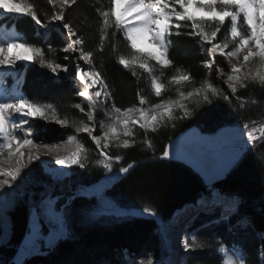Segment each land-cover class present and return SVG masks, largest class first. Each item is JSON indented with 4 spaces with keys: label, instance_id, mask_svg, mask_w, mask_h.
Here are the masks:
<instances>
[{
    "label": "trees",
    "instance_id": "16d2710c",
    "mask_svg": "<svg viewBox=\"0 0 264 264\" xmlns=\"http://www.w3.org/2000/svg\"><path fill=\"white\" fill-rule=\"evenodd\" d=\"M32 2L43 21L42 26L51 21L50 16L59 8V5H50L48 0ZM108 6V0H77L76 4L64 9L65 20L83 38L85 50L93 53V66L101 72L109 86L106 91H110L111 103L122 109L137 105L138 92L151 102H159L161 98L156 97L150 88L147 73L138 70V74L133 76L117 62L118 55H127L130 51L121 33H117L114 39L112 30H109L108 40L101 45L97 9L105 10ZM10 21L25 42L40 47L46 56L62 65L63 36L56 31L40 35L35 22L27 15L12 17ZM190 30L182 28L180 35L171 37L169 58L173 67L164 70V82L167 83L175 74V69L179 68L193 77L197 87L205 77H209L229 99L214 97L212 103L202 100L199 104L189 103L191 115L183 117V113L177 112V117L183 118L166 121L155 132H145L135 126L134 143L127 149L110 143L104 151L113 159L120 157L116 159L117 163L112 162V169L132 166L125 175L103 190L98 199L94 196L81 197L79 193L105 175L100 163L101 149L85 134L82 139L88 150L87 159L83 161L85 166L75 165L66 179L53 184L56 194L65 196L59 205L65 214H70L72 233L46 254L34 257L25 264H121L126 258L135 261L157 258L159 241L154 219L102 217L95 222L78 224L75 222L76 211H90L95 205L104 203L119 210L150 208L161 223H166L184 206L195 204L200 196H210L212 191L228 199L236 198L238 202L234 205V213L227 219L221 217L218 207L199 213L189 229L191 236L186 238L189 244L195 242L198 246L186 250L182 264H222L220 247L238 249L245 264H259L258 253H264V139L248 145L229 171L209 186L187 163L162 158L169 142L190 128L213 134L225 126L242 127L247 132L264 124V86L248 82L246 87L238 88L232 94L227 83L218 80L219 73L215 71L220 68L225 73L229 72L227 62L217 56L214 68L209 70L198 46V37L187 35ZM223 31L226 34V28ZM113 44L117 45V50L113 49ZM18 69L22 76L21 93L34 102L51 104L61 118L68 120L67 124L61 125L54 119H49L52 122L47 124L38 119L33 126L34 141L52 143L73 135L83 119L75 107L80 101L72 84L55 78L50 69L34 61L18 66ZM208 71L212 76H207ZM164 96L175 98V86L169 85ZM82 107L87 109L84 105ZM245 124L249 125V129L243 127ZM22 200L8 212L10 233L8 241L0 245V264H9L27 229L29 210ZM238 214L241 216L236 219Z\"/></svg>",
    "mask_w": 264,
    "mask_h": 264
},
{
    "label": "snow or ice",
    "instance_id": "6c2138e0",
    "mask_svg": "<svg viewBox=\"0 0 264 264\" xmlns=\"http://www.w3.org/2000/svg\"><path fill=\"white\" fill-rule=\"evenodd\" d=\"M48 3L53 7L59 5L50 16V20L61 22L63 28L67 30V47L63 51L79 52V59L90 66L87 70L80 64L73 66L75 79L81 86L78 95L85 99L88 110L85 113V108L81 104H76L75 107L81 113H85L89 122L81 121L83 127L77 128L76 131L87 133L97 148L101 149L100 155L104 159L100 163L108 172L112 171V157L104 150L110 143L124 149L129 148L134 143L135 126L138 125L145 132L149 130L155 132L166 121L191 115L189 103L199 104L201 100L212 103L214 97L229 99L222 88L209 77H205L197 87L193 77L179 68L175 69V74L167 83L164 82V70L173 67V61L169 58L171 37L180 35L182 28H190L187 35L200 38L202 45L205 46V54L209 58L205 63L210 69L216 63L217 56L224 58L230 71L225 73L220 68H216L215 71L219 73L218 78L226 76L225 82L232 94H235L238 88L246 87L248 82L264 86V0H108L109 6L105 10L97 9L100 16L101 45L108 40L109 30H112L111 36L114 39L117 33H121L130 51L127 55H118L117 62L133 76L138 74V70L147 73L154 95L161 99L159 102H151L138 92V105L122 109L112 103L111 108L116 115L105 112L108 123L103 120L99 122L103 135H94L99 101L103 97L105 102H108L106 98L111 94L105 89L109 86L101 72L92 66L93 53L85 50L83 47L85 41L65 20L64 9L76 4L77 0H48ZM0 9L7 13L27 15L36 25L43 24L32 0H0ZM225 28L226 34L223 31ZM113 49L117 50L116 44H113ZM233 60L236 63H233ZM18 61L37 62L42 67L50 69L52 73H57L58 70L69 71L67 65L56 63L31 42L12 40L0 46V66L14 67ZM169 85L176 86L175 98L164 96ZM93 89L95 91H92ZM177 112L183 113V117H177ZM136 113L138 115H135ZM37 119L46 121L54 119L61 125L68 123L67 118H61L51 104L37 103L22 95H6L0 99V160L5 164L15 160L14 167L0 168L2 177L0 190L11 187L20 178L22 169L27 167L23 163L25 158L29 163L41 159L38 153L26 154L23 149L42 147L51 153L61 148V144L34 143L31 138L30 120ZM243 127L249 129L248 124ZM257 132L260 133L259 136L256 135ZM246 135L248 141L252 143L264 139V126L259 129L253 127ZM74 141L77 142V148L68 155L58 156L56 164L65 167L85 166L83 161L87 159L88 150L77 140V135H68L63 143L66 145ZM163 155L168 157L169 152L164 151ZM116 159L120 157L117 156ZM131 166L119 170L127 172ZM143 211L156 215L150 208H144ZM194 246L198 245H195V242L189 244L187 240L184 242L186 250ZM140 264H145V261L142 260ZM146 264H153V261L148 259ZM224 264H245V260L234 261L229 258Z\"/></svg>",
    "mask_w": 264,
    "mask_h": 264
},
{
    "label": "rangeland",
    "instance_id": "374dc122",
    "mask_svg": "<svg viewBox=\"0 0 264 264\" xmlns=\"http://www.w3.org/2000/svg\"><path fill=\"white\" fill-rule=\"evenodd\" d=\"M18 15L21 16L24 14L7 13L4 10L0 9V39L2 38V35L3 36L6 35L8 37H11V40H9V42H11L12 40H18L24 42V39L19 34L16 33L13 27L8 25V23L10 22V17H14ZM4 16L7 17L6 18L7 20L3 19ZM36 28H37V32L40 35L42 34L46 35V34H50L53 31H56L61 36H63L65 48L67 47V42H66L67 30L60 25L59 21H47L45 26L36 25ZM198 41H199L198 46L201 50L203 59L206 61L209 58L205 54V50H204L205 46L202 45V42L200 41L199 37H198ZM63 55L64 57H63L62 65H67L69 71L64 72L62 70H58L57 73H53L54 77L57 79H63L66 82L72 84L73 89L75 90V93L77 95V99L80 101L81 106L84 105L87 107V102L85 101V99L78 95V92L81 90V86L79 84V81L75 79L73 66L75 64H80L81 67L84 68L85 70H87L90 66L86 64L83 60L79 59V55H80L79 52L76 53L63 52ZM66 56L68 57L67 60L65 59ZM29 63L31 62L18 61L14 67L9 68L10 70L8 73L9 78L7 79V81H5L7 82L5 83V85H7V88H5V93L7 95L12 92L16 96H21L20 92H18V83L21 80V77H19V75L16 73L15 67L21 65H27ZM233 63H236V61L233 60ZM237 66L239 67L240 65L237 64ZM212 68H214V65ZM212 68L210 69L208 67L209 70H212ZM207 76H212V73L210 74V72L208 71ZM218 80H224V82L226 81L224 77L218 78ZM104 100L105 98L102 97L99 101V108L96 113V127L94 130V135H100V136L103 135V129H101L99 122L103 120L105 121V123H108V119L105 116V112H107L109 115H112L111 109L105 106ZM108 100H109V105H111L112 103L109 97ZM137 102L139 104V98ZM87 110L88 108L85 110V113L87 112ZM79 113L83 119L81 121H84V123H89L87 121V117L85 113H81L80 110ZM38 121H39L38 119L34 121L30 120V123L31 125L34 126V124L37 123ZM41 121L44 122L45 124H47L48 122L50 123L52 122L51 120H47V121L41 120ZM80 122L78 123L76 129L83 127V124H81ZM262 126H264V124ZM136 127L139 126L137 125ZM246 133L247 132H245V130L242 127H238V126H225L220 128L213 134H204L201 133L196 128H190L184 132H181L175 138L179 137V144L177 147L182 153H184L190 159L193 160L195 166H192L188 163L187 164L191 166L194 170H196L201 175L204 182L209 186L215 180L222 178L229 171V169L236 163V161L243 153V151L246 149V147L252 143L249 142L248 139L245 142L243 141L244 137H247ZM85 134L87 133L83 131L77 133V131L75 130L73 135H77V140L82 143V139ZM256 135L259 136L260 133L257 132ZM31 138L33 139L32 135ZM63 140H67V137L57 142L45 143V144L50 145L61 142ZM34 143H44V142L34 141ZM168 147L169 144L167 145L166 151H168ZM162 158H171V157L170 156L164 157L163 155ZM101 159H104V157L101 156ZM111 162L117 163V160L112 158ZM26 165L27 167L22 169L20 178H18L11 187H6L7 189H13L12 193L7 195L0 194V245L5 244L8 241V237L10 233V221L8 218L9 210L13 207L15 203H17L20 199L22 200L23 197H25V199H23L22 201L23 204L29 210V216H28V225L24 236L29 233H40V235L44 236L43 244L49 249L48 250L49 252L50 249L54 247L58 242L70 236V232L72 233L70 227L73 226L72 225L70 226V223L72 222L70 214H65L66 212H64V210L62 211L63 207L60 208L59 205L62 199L65 198V196L56 194L55 189H53L54 188L53 184L54 182L63 181L64 179H66L71 174L75 165H73L72 167L62 166L53 169L51 171L46 170L45 165L41 160H34L31 163L27 162ZM125 173L126 172H121L120 170H113V169L111 172H108L105 169V175L97 182L102 185L104 184L105 187L95 188V189H88L87 187L84 190H81L80 195L87 198L94 196L95 198L98 199L101 193L103 192V190L107 189L114 181L120 179L123 175H125ZM0 179H2V177H0ZM213 193L214 194L212 197L202 196V199L199 202H196L195 203L196 205L194 204L195 207H197V209L191 207L192 211H190L187 216L185 212L186 210H188L190 206L189 207L187 206L183 210L175 213V216H173L174 218H172L168 222L162 223L168 225L167 227L175 229V235H173L172 238H170L172 239L171 242L168 239L165 240L163 238L164 236L162 237L161 233L158 232L159 230L157 227L158 231L156 234L159 241V255L157 258H152V257L148 258L153 261V264H167V262L170 261L171 258H172L171 263L173 262V264H182L184 254L186 252V249L184 248V242L186 238L191 236L192 234V232H190L189 230L187 231L188 233L184 232L183 227L191 224L193 217L196 216L198 211H202L205 208L207 211L203 213H207L211 211L208 209L212 207H218L222 218H225V216L230 217L234 213V209H233L234 205H236L238 202L236 198L228 199L221 197L219 194L215 192ZM204 202H208V203H204ZM201 203L204 204L203 207L200 206ZM109 210L114 212L121 211L119 209H115L111 207L109 204L106 203L99 204V205H95L94 207L91 208L90 211L87 212H84L82 210L76 211L75 222H77L78 224L79 222H83V223L95 222L102 217L104 218L140 217L134 215L116 216L110 214ZM222 210L223 212L224 211L225 212L222 213ZM240 216L241 215L238 214L237 217L235 218L239 219ZM42 232L45 234H43ZM183 233L186 234L184 235ZM172 253H175L176 255L174 254V256H172ZM219 253L222 257V264H224V261L229 258L234 261H239L241 259L240 253L236 248L232 249V248L220 247ZM148 259H144V260L139 259L135 261L126 258L121 264H129V263L140 264L142 260L145 261L146 264ZM258 261L259 264H264V253L262 251L258 253Z\"/></svg>",
    "mask_w": 264,
    "mask_h": 264
},
{
    "label": "bare ground",
    "instance_id": "6f19581e",
    "mask_svg": "<svg viewBox=\"0 0 264 264\" xmlns=\"http://www.w3.org/2000/svg\"><path fill=\"white\" fill-rule=\"evenodd\" d=\"M5 18H7L6 16H4V20H6ZM9 40H11V37H8V36H3L2 35V38L0 39V46H4L6 44V42H9ZM9 68H6V67H3V66H0V99H3L4 96H6L7 94L5 93V88H7V85H5V81H7V79L9 78ZM97 88H99V85H97ZM92 91H95V89H93ZM8 95H14L12 92ZM107 99V103L105 102L104 100V104L106 107H109L112 111V115H116L112 108H111V105H109V100L108 98ZM135 115H138V113H136ZM248 137H244L243 141H247ZM50 140V139H49ZM66 140H63L61 142H58V143H54V144H61V148L59 149V151H52L51 153L48 152L47 149H44V148H32V149H28V148H25L23 149V151H25L26 154H28L29 152L35 154V153H38L41 157V161L44 163L45 165V168L47 171H51L53 169H56V168H59V167H62L61 165H58L55 163L56 159L58 158V156H64V155H68L70 154L72 151H74L76 148H77V142H72L70 144H64L63 142H65ZM45 144V143H44ZM179 144V137L178 138H175V139H172L171 142L169 143V147H168V152H169V156L171 158H174V159H178V160H181V161H184L192 166H195V164L193 163V160L190 159L187 155H185L184 153H182L179 148L177 147ZM51 145V144H50ZM6 155V153H5ZM27 159L25 158L24 160V164L26 165L27 163ZM123 164V163H122ZM121 165V164H120ZM15 166V160L13 159V161L10 163V164H5L2 162V160H0V168H11V167H14ZM122 166V165H121ZM105 185L103 184H100V183H95L91 186L88 187V189H95V188H104ZM13 189H7V188H4L3 190H0V194H10L12 193ZM85 192V191H84ZM80 193V192H79ZM82 197V196H81ZM209 197V196H208ZM8 198V197H7ZM209 202V201H208ZM208 202H204V203H208ZM216 202V201H215ZM219 203V202H218ZM233 203V202H232ZM181 205V204H180ZM213 205V204H212ZM232 205V204H231ZM201 207L204 206L203 203L200 204ZM206 207V206H205ZM208 207V206H207ZM209 208V207H208ZM197 209V207H196ZM93 210V209H92ZM203 210H206L205 208ZM225 210V209H224ZM110 211V210H109ZM87 212V211H86ZM110 214H113V215H116V216H127V215H134V216H140V217H143V218H156L155 215H150L149 213H145L142 209H129V210H121V211H117V212H114V211H110L109 212ZM175 216V214H174ZM198 215L193 217V220L192 222L194 223V221L197 219ZM237 217V215H236ZM174 218V217H173ZM181 218V217H180ZM94 221V220H93ZM157 227H158V232L161 233L162 237L166 240L168 239L170 242L172 239V236L175 235V229H172L170 227H167L168 225H165V224H162L159 220H157ZM186 224H189V223H186ZM179 233V232H178ZM177 233V234H178ZM257 236V235H256ZM69 240V239H68ZM7 247V246H6ZM175 253H172V256H174ZM176 255V254H175ZM172 260V258H171ZM171 260L167 262V264H173V262L171 263ZM174 260V259H173ZM130 264V263H129Z\"/></svg>",
    "mask_w": 264,
    "mask_h": 264
},
{
    "label": "water",
    "instance_id": "95a60500",
    "mask_svg": "<svg viewBox=\"0 0 264 264\" xmlns=\"http://www.w3.org/2000/svg\"><path fill=\"white\" fill-rule=\"evenodd\" d=\"M201 199H202V196H200L196 202H199ZM193 205L192 204L187 205L188 207L189 206L190 207L185 212L186 216L188 215L190 211H192L191 207L193 208ZM187 206H184L181 210H183ZM153 219L156 222L158 220L157 218H153ZM43 237L44 236L40 235V233H29L25 235L21 243L19 244L15 255L9 261V264H25L27 261H29L30 259L34 257L46 254L49 249L43 244Z\"/></svg>",
    "mask_w": 264,
    "mask_h": 264
}]
</instances>
